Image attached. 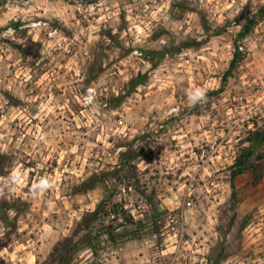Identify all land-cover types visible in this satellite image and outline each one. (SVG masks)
I'll use <instances>...</instances> for the list:
<instances>
[{"label": "rangeland", "instance_id": "obj_1", "mask_svg": "<svg viewBox=\"0 0 264 264\" xmlns=\"http://www.w3.org/2000/svg\"><path fill=\"white\" fill-rule=\"evenodd\" d=\"M0 264H264V0H0Z\"/></svg>", "mask_w": 264, "mask_h": 264}, {"label": "trees", "instance_id": "obj_2", "mask_svg": "<svg viewBox=\"0 0 264 264\" xmlns=\"http://www.w3.org/2000/svg\"><path fill=\"white\" fill-rule=\"evenodd\" d=\"M251 25L249 24L247 27H246V32L248 33L251 29ZM236 51L234 52L233 54V57L231 59V62H230V68H234L242 59H243V54L241 51L238 50V47H235Z\"/></svg>", "mask_w": 264, "mask_h": 264}, {"label": "clouds", "instance_id": "obj_3", "mask_svg": "<svg viewBox=\"0 0 264 264\" xmlns=\"http://www.w3.org/2000/svg\"><path fill=\"white\" fill-rule=\"evenodd\" d=\"M89 91L91 92L92 90L89 89ZM194 96H196L197 100H200L203 98L204 96V93L200 90V89H197L195 92H192ZM189 99H191V97L189 96ZM52 185L50 183H48L47 181L43 182L42 183V187H41V192L51 188Z\"/></svg>", "mask_w": 264, "mask_h": 264}, {"label": "built area", "instance_id": "obj_4", "mask_svg": "<svg viewBox=\"0 0 264 264\" xmlns=\"http://www.w3.org/2000/svg\"><path fill=\"white\" fill-rule=\"evenodd\" d=\"M185 204H186V206H187L188 208H190V207L192 206V202H191V201H187Z\"/></svg>", "mask_w": 264, "mask_h": 264}]
</instances>
